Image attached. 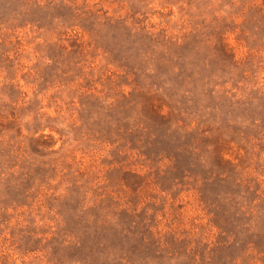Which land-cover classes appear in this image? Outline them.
Segmentation results:
<instances>
[{
    "label": "rangeland",
    "instance_id": "374dc122",
    "mask_svg": "<svg viewBox=\"0 0 264 264\" xmlns=\"http://www.w3.org/2000/svg\"><path fill=\"white\" fill-rule=\"evenodd\" d=\"M0 264H264V0H0Z\"/></svg>",
    "mask_w": 264,
    "mask_h": 264
}]
</instances>
